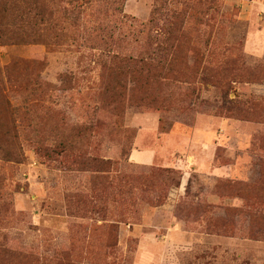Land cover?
Returning <instances> with one entry per match:
<instances>
[{
	"label": "rangeland",
	"instance_id": "obj_1",
	"mask_svg": "<svg viewBox=\"0 0 264 264\" xmlns=\"http://www.w3.org/2000/svg\"><path fill=\"white\" fill-rule=\"evenodd\" d=\"M41 2L0 46V264H264V0Z\"/></svg>",
	"mask_w": 264,
	"mask_h": 264
},
{
	"label": "trees",
	"instance_id": "obj_2",
	"mask_svg": "<svg viewBox=\"0 0 264 264\" xmlns=\"http://www.w3.org/2000/svg\"><path fill=\"white\" fill-rule=\"evenodd\" d=\"M42 7L44 8V3L41 0H0V46L19 42L30 43L15 37L26 26V23L31 28L36 27L29 20L41 17ZM31 13L33 16L29 17ZM141 63L143 62L138 59L124 57L120 59L119 65L123 67L124 71L126 69L129 71L130 68H137ZM89 161L98 167L99 172L104 174H109L114 164L112 160L106 158H94Z\"/></svg>",
	"mask_w": 264,
	"mask_h": 264
},
{
	"label": "crops",
	"instance_id": "obj_3",
	"mask_svg": "<svg viewBox=\"0 0 264 264\" xmlns=\"http://www.w3.org/2000/svg\"><path fill=\"white\" fill-rule=\"evenodd\" d=\"M135 158L138 159V161H144V162H149L150 160L153 159V155L151 153H146V154H136Z\"/></svg>",
	"mask_w": 264,
	"mask_h": 264
}]
</instances>
